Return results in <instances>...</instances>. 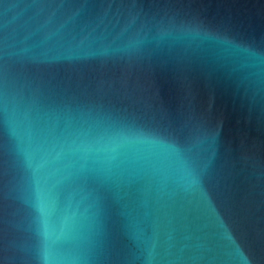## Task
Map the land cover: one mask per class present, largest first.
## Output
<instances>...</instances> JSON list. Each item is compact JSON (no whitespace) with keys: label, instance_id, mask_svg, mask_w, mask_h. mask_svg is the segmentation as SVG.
<instances>
[{"label":"water","instance_id":"95a60500","mask_svg":"<svg viewBox=\"0 0 264 264\" xmlns=\"http://www.w3.org/2000/svg\"><path fill=\"white\" fill-rule=\"evenodd\" d=\"M0 264H264V0H0Z\"/></svg>","mask_w":264,"mask_h":264}]
</instances>
